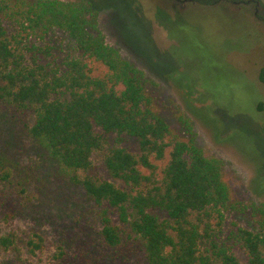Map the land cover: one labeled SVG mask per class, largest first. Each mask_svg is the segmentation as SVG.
<instances>
[{
  "label": "trees",
  "instance_id": "16d2710c",
  "mask_svg": "<svg viewBox=\"0 0 264 264\" xmlns=\"http://www.w3.org/2000/svg\"><path fill=\"white\" fill-rule=\"evenodd\" d=\"M98 1L0 0V103L33 116L42 163L94 204L101 246L86 249L87 264H264V202L237 197L222 161L198 146L201 122L182 95L195 108L200 92L175 84L183 103H163L156 82L108 45ZM221 3L253 4L200 1ZM131 140L137 153L126 147ZM97 155L114 182L94 173ZM10 166L1 150L0 196L13 185ZM17 188L27 193L23 182ZM237 214L252 228L230 220ZM45 242L34 233L22 244L33 257ZM11 250L19 251L17 238L0 232V251ZM71 253L62 243L55 264H78Z\"/></svg>",
  "mask_w": 264,
  "mask_h": 264
},
{
  "label": "rangeland",
  "instance_id": "374dc122",
  "mask_svg": "<svg viewBox=\"0 0 264 264\" xmlns=\"http://www.w3.org/2000/svg\"><path fill=\"white\" fill-rule=\"evenodd\" d=\"M200 1L182 7L174 0H99L100 28L108 45L156 82L163 103L182 102V90L179 93L175 84L200 92V107L195 108L182 95L204 124L195 125L198 146L222 161L237 197L264 202V196L259 200L247 191L264 192V85L259 81L264 67V0L216 7ZM32 125L30 113H15L0 103V151H7L13 171V185L3 187L0 196V232L17 238L22 253L18 264H55L62 243L78 264H87L86 249L101 246L96 208L68 175L55 174L53 163H42L48 157L29 134ZM126 147L137 153L135 140ZM94 167L95 174L114 182L101 156L94 157ZM21 182L27 187L25 195L17 188ZM231 215L230 220L252 228L241 215ZM34 233L46 242L31 257L22 241ZM19 251H0V264H17ZM238 256L244 263V254Z\"/></svg>",
  "mask_w": 264,
  "mask_h": 264
},
{
  "label": "flooded vegetation",
  "instance_id": "af4514ba",
  "mask_svg": "<svg viewBox=\"0 0 264 264\" xmlns=\"http://www.w3.org/2000/svg\"><path fill=\"white\" fill-rule=\"evenodd\" d=\"M176 2H179L178 5H182V7H185L187 3H190V2H193V0H184V1H181V0H174Z\"/></svg>",
  "mask_w": 264,
  "mask_h": 264
}]
</instances>
